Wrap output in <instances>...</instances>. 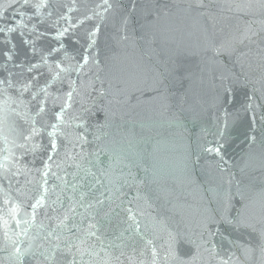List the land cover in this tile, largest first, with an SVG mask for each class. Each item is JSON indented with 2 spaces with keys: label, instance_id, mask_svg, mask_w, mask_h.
<instances>
[{
  "label": "water",
  "instance_id": "water-1",
  "mask_svg": "<svg viewBox=\"0 0 264 264\" xmlns=\"http://www.w3.org/2000/svg\"><path fill=\"white\" fill-rule=\"evenodd\" d=\"M0 30V264H264V0H0Z\"/></svg>",
  "mask_w": 264,
  "mask_h": 264
},
{
  "label": "snow or ice",
  "instance_id": "snow-or-ice-1",
  "mask_svg": "<svg viewBox=\"0 0 264 264\" xmlns=\"http://www.w3.org/2000/svg\"><path fill=\"white\" fill-rule=\"evenodd\" d=\"M0 31H2V30H0ZM41 110H43V109H41ZM53 147H55V144L53 143V145H52ZM209 151H212L213 149H208ZM216 152H219L220 151V148H215L214 149Z\"/></svg>",
  "mask_w": 264,
  "mask_h": 264
}]
</instances>
